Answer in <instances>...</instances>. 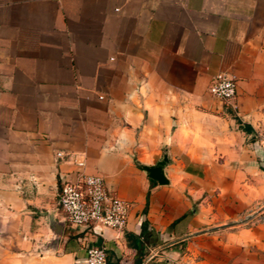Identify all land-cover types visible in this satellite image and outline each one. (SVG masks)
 <instances>
[{
    "label": "crops",
    "instance_id": "0c3cea01",
    "mask_svg": "<svg viewBox=\"0 0 264 264\" xmlns=\"http://www.w3.org/2000/svg\"><path fill=\"white\" fill-rule=\"evenodd\" d=\"M263 128L264 0H0V264H264ZM72 155L123 229L64 220Z\"/></svg>",
    "mask_w": 264,
    "mask_h": 264
},
{
    "label": "built area",
    "instance_id": "2783aa9c",
    "mask_svg": "<svg viewBox=\"0 0 264 264\" xmlns=\"http://www.w3.org/2000/svg\"><path fill=\"white\" fill-rule=\"evenodd\" d=\"M207 92L224 103H230L235 97L236 80L226 72H218L212 76ZM254 139L264 153V128L254 133ZM70 162L76 168L74 176L61 177L55 201L64 220L69 225L80 226L90 232L96 227L117 231L123 229L128 203L106 189L102 176L85 173L83 158L72 155ZM80 264H107L104 248L87 244L85 257Z\"/></svg>",
    "mask_w": 264,
    "mask_h": 264
},
{
    "label": "water",
    "instance_id": "95a60500",
    "mask_svg": "<svg viewBox=\"0 0 264 264\" xmlns=\"http://www.w3.org/2000/svg\"><path fill=\"white\" fill-rule=\"evenodd\" d=\"M165 161H166V156L163 155L162 158L159 161H157L155 165H153V166H142L141 168L147 173V175L149 177L153 178L158 183L162 184L165 181L163 178V173H162V166L164 165ZM249 218H250V215H247L242 219L227 222V223H224V224H221L218 226H212V227L206 228L200 232L214 231V230H217L220 228L235 226L237 224L245 222Z\"/></svg>",
    "mask_w": 264,
    "mask_h": 264
},
{
    "label": "trees",
    "instance_id": "16d2710c",
    "mask_svg": "<svg viewBox=\"0 0 264 264\" xmlns=\"http://www.w3.org/2000/svg\"><path fill=\"white\" fill-rule=\"evenodd\" d=\"M239 127H240V128H243V126H241L240 124H239Z\"/></svg>",
    "mask_w": 264,
    "mask_h": 264
}]
</instances>
